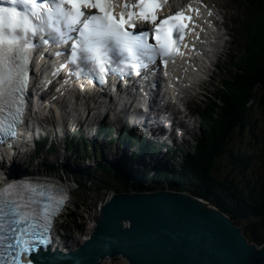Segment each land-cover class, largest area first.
Returning <instances> with one entry per match:
<instances>
[{
  "label": "trees",
  "instance_id": "1",
  "mask_svg": "<svg viewBox=\"0 0 264 264\" xmlns=\"http://www.w3.org/2000/svg\"><path fill=\"white\" fill-rule=\"evenodd\" d=\"M240 1L246 8L239 23L241 33L243 29L245 32L243 38H247V49L236 65L229 68V72L236 68L229 73L231 79L227 78L217 88L215 100L200 112L202 132L174 166V174L166 170L154 173L152 166L141 176L127 179L120 172L122 165L115 170L109 166L99 169L108 174L103 179L116 192L165 189V182L171 189L189 191L219 207L241 225L251 243L263 245L264 0ZM260 87L262 92L255 91ZM123 139L131 138L124 134ZM142 148L148 150L144 144ZM91 149L84 145L77 147L76 152L82 157ZM87 190L95 191L86 181H81L79 191Z\"/></svg>",
  "mask_w": 264,
  "mask_h": 264
},
{
  "label": "water",
  "instance_id": "2",
  "mask_svg": "<svg viewBox=\"0 0 264 264\" xmlns=\"http://www.w3.org/2000/svg\"><path fill=\"white\" fill-rule=\"evenodd\" d=\"M87 241L57 248L36 264H100L122 256L129 264H264V245L224 211L180 190L115 193L95 217Z\"/></svg>",
  "mask_w": 264,
  "mask_h": 264
},
{
  "label": "rangeland",
  "instance_id": "3",
  "mask_svg": "<svg viewBox=\"0 0 264 264\" xmlns=\"http://www.w3.org/2000/svg\"><path fill=\"white\" fill-rule=\"evenodd\" d=\"M211 2H213V5L217 6V8L220 9V12H223L222 17L224 18V24L228 32V37L226 38V42L223 44L225 45V48L222 50V53L218 59V67L211 73L212 77L210 81H207L204 84L203 88L201 89L202 93L198 96V98L193 97L189 103L190 110H191L190 117L192 119L193 127H194L193 132L188 133L186 132L185 129L181 127H179L178 129L180 130V132L183 131V134L180 135V138H178V141H177L178 146L183 145L184 147L182 154L185 152L186 148L189 147L188 145L194 144V142L196 141L195 139L201 134L202 127L200 125L201 122H200V117L198 115V111H200V107L203 108L205 105H207L209 103V98H211L210 102L215 100V93H216L217 87L220 86L224 80H227V78H229V73L231 74L233 71L236 70L235 68V70L231 72L228 71V69L231 68L233 64L236 65L237 63L236 61L242 57L243 50L246 51L247 46H248L246 36L244 38L242 36V33L243 34L245 33L244 29L242 30V33H241V29H240L241 25L239 23L241 20H243V17L246 13V8L244 4L240 0H211ZM233 56L236 57L235 60L233 59ZM230 79L231 78H229V80ZM255 91L262 92L263 87H260ZM197 92H198V89H197ZM250 104L251 102L249 103V105ZM46 126H47V130L45 132L49 131L51 137H53L52 136L53 133L50 130L51 127L49 125H46ZM112 131L114 132L111 133V135L114 136L113 139L116 140V138L118 137V131H115L113 129ZM103 134H106V132ZM103 134L101 133L100 138L96 139L97 132L91 131L89 128H86L83 136L85 137V139L90 138L91 140H97L99 144L102 143V141L104 142L103 138L106 139L107 143H111L112 140L108 139L110 137L105 138ZM70 136L72 135L69 134V137ZM76 136L77 138L78 137L80 138V135L77 134ZM63 137H66V134L60 131V134L57 136V139H56L57 140L56 149L58 151V156L60 157V161L62 160V155H63L60 150H62V148H65V145H66V142H65L66 140ZM115 148L116 147L114 143L113 149H112L113 153L116 151ZM44 151H49V147L46 146ZM54 152L55 151H52L53 155H51L50 152H46L47 156L51 157V158L47 157V160H48L47 163L53 164L54 159H55ZM182 154L179 156L181 157ZM185 155L186 154H184V156ZM45 156L44 154H41L39 158L34 160V162L44 164L43 159ZM91 163L93 164V161H91ZM72 167H74V164H72ZM97 173H98V177L102 176L101 170L99 171L97 170ZM170 173L172 174V172ZM111 183L114 184L113 180L111 181ZM108 186H110V183H102L100 184V188L94 185L95 191L91 190L90 193L89 192H84L83 194H79L78 192L72 193L71 203L69 204L68 208L64 211L65 216L68 217L67 218L68 222L64 221L65 218H63L59 222L60 228H61V234L63 236H65L66 238L70 240L75 238L77 239L75 242H78V240L82 238L83 234L86 233V231H89L88 228L89 226H91L90 224L92 222H95L94 220L95 213L92 212V208L94 207L95 204H97L101 200V199L97 200L98 196L103 194L105 191V190L103 191V189L104 188L107 189ZM112 191L110 189L109 192L112 193ZM115 193H119V192H115ZM104 196H107V193ZM100 264H129V263L124 258L116 257L113 259L106 258L102 260Z\"/></svg>",
  "mask_w": 264,
  "mask_h": 264
},
{
  "label": "bare ground",
  "instance_id": "4",
  "mask_svg": "<svg viewBox=\"0 0 264 264\" xmlns=\"http://www.w3.org/2000/svg\"><path fill=\"white\" fill-rule=\"evenodd\" d=\"M181 2L183 3V2H185V0H174V4L175 5H179V4H181ZM211 7V6H210ZM212 8V7H211ZM211 13L213 14V15H215V17L217 16L216 15V12L213 10V8H212V11H211ZM211 20H213L212 19V16L209 14V16H207V18H206V21H207V23H208V25H209V27H213V21H211ZM217 20L218 19H216V21H214V29L217 27V26H219V30L217 31V33L219 32L220 33V31H222L221 30V27H222V23H218L217 22ZM219 21V20H218ZM218 39H219V42H218V44H221L222 42H223V40L221 39V37L220 36H218ZM198 77V76H197ZM176 79V78H175ZM189 82V81H188ZM188 82H186V83H183L182 84V86H184L185 87V89L183 90L184 92H185V97H186V100H187V106H188V104H189V99H190V97L192 98L193 97V94H191V92H190V88H189V85L187 84ZM145 83H149L148 81H145ZM153 86H155V84H153ZM182 86H180V88L182 87ZM196 88H198V86H196ZM192 95V96H191ZM190 108V107H189ZM191 113V111L187 114V115H185L182 119H180V121H179V123H178V127H181V128H183V129H185L186 130V132H188V133H192L193 132V129H194V127H193V122H192V119H191V117L189 118V116L191 115L190 114ZM177 115H180V114H182L181 113V111L180 112H177L176 113ZM93 118H90L89 120H92ZM218 127V126H217ZM219 128V127H218ZM109 198V197H108ZM99 212H95V216H94V219H95V217L97 216V214H98ZM91 226H89V228H88V230L89 231H87L86 232V234L84 235V236H90L91 235V233L93 232V230H94V227H96V222H92L91 224H90ZM90 231H91V233H90ZM248 239V238H247ZM264 245V244H263ZM259 246H262V245H259ZM117 257H121V258H123L122 256H117ZM116 258V257H115ZM109 259V258H108ZM105 262V261H104ZM103 263V262H102Z\"/></svg>",
  "mask_w": 264,
  "mask_h": 264
}]
</instances>
